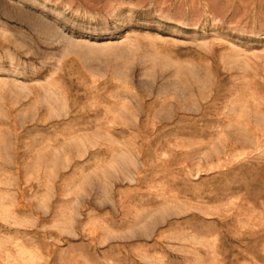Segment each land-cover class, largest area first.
<instances>
[{
	"label": "rangeland",
	"instance_id": "1",
	"mask_svg": "<svg viewBox=\"0 0 264 264\" xmlns=\"http://www.w3.org/2000/svg\"><path fill=\"white\" fill-rule=\"evenodd\" d=\"M0 264H264V0H0Z\"/></svg>",
	"mask_w": 264,
	"mask_h": 264
}]
</instances>
